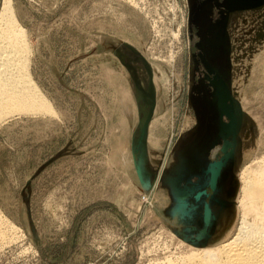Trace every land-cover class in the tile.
I'll list each match as a JSON object with an SVG mask.
<instances>
[{
  "label": "rangeland",
  "instance_id": "rangeland-1",
  "mask_svg": "<svg viewBox=\"0 0 264 264\" xmlns=\"http://www.w3.org/2000/svg\"><path fill=\"white\" fill-rule=\"evenodd\" d=\"M13 2L33 77L54 109L9 118L51 120L20 128L18 150L0 147V171L21 163L0 173L8 220L0 264H152L231 239L242 172L264 156V4ZM141 55L156 90L146 189L133 152L149 107L135 81L149 90ZM220 123L231 128L219 131Z\"/></svg>",
  "mask_w": 264,
  "mask_h": 264
},
{
  "label": "bare ground",
  "instance_id": "bare-ground-1",
  "mask_svg": "<svg viewBox=\"0 0 264 264\" xmlns=\"http://www.w3.org/2000/svg\"><path fill=\"white\" fill-rule=\"evenodd\" d=\"M31 56L28 34L17 17L14 2L3 0L0 13V125L15 115L54 109L33 77ZM241 181L242 217L231 239L218 246L198 248L152 264H264V156L245 168ZM7 226L8 220L0 210V240Z\"/></svg>",
  "mask_w": 264,
  "mask_h": 264
},
{
  "label": "water",
  "instance_id": "water-1",
  "mask_svg": "<svg viewBox=\"0 0 264 264\" xmlns=\"http://www.w3.org/2000/svg\"><path fill=\"white\" fill-rule=\"evenodd\" d=\"M234 4H236V7H256V6H261L264 4V0H231ZM237 7V8H238ZM135 53L139 52L135 48H131ZM140 59L146 64L147 69L149 70L150 73V80H149V90H145L143 86L141 85V81L138 77H136V86L139 90V98L142 99L146 105H148V109H146L142 116L140 117V123H139V133L138 136H136L133 140V152L136 155L135 158V166L137 170L138 177L140 179V182L143 185V188H150L151 187V172L147 168V159H148V153H147V139H148V131H149V124L150 121L153 117V112L156 104V90H155V85L153 82V71L151 70V66L147 62V60L141 55ZM125 63V62H124ZM127 67L129 68V65L126 64ZM130 69V68H129ZM131 71V70H130ZM132 73V71H131ZM149 91V92H148ZM221 94V91H220ZM227 94V93H224ZM222 96V95H221ZM229 98V95H226L225 99L222 98V101L220 103L221 108H228L225 107V102ZM224 105V107H223ZM225 111V109H224ZM227 115L232 117V112L226 110L225 112ZM224 113V114H225ZM222 116V114H220ZM233 119V118H232ZM225 126L222 128L223 132L229 130L231 128L230 124L223 123ZM234 126V125H232ZM226 134V133H225ZM225 138V136H223ZM226 140V139H225ZM214 166L221 167L222 163L216 162L213 164ZM219 171L218 170H213L212 171V179L214 182L217 181V178L219 176Z\"/></svg>",
  "mask_w": 264,
  "mask_h": 264
},
{
  "label": "crops",
  "instance_id": "crops-1",
  "mask_svg": "<svg viewBox=\"0 0 264 264\" xmlns=\"http://www.w3.org/2000/svg\"><path fill=\"white\" fill-rule=\"evenodd\" d=\"M60 114H61V112H60ZM26 116H29V115H26ZM26 116H24V117L23 116L13 117V118L9 119L7 122H5L4 124H2L5 127L1 128V131H0V147H6L7 146L8 150H10V149H12L14 151L18 150L19 147L16 145L19 142H22L24 140L23 139L24 133L19 132L20 128H22V127L26 128V126L31 125V123L42 124L43 122H48L49 120H51L49 117H40V116L26 117ZM57 119H61V117H59ZM42 120H45V121H42ZM3 143H6L7 145L5 146V145H3ZM8 143L11 145H8ZM60 150H62V149H60ZM1 157H5V155H3ZM5 163H7V167L10 166V170L4 171V172L0 171V173L14 174L15 173L14 166L15 165H21L20 162L15 163L13 161L5 162Z\"/></svg>",
  "mask_w": 264,
  "mask_h": 264
},
{
  "label": "flooded vegetation",
  "instance_id": "flooded-vegetation-1",
  "mask_svg": "<svg viewBox=\"0 0 264 264\" xmlns=\"http://www.w3.org/2000/svg\"><path fill=\"white\" fill-rule=\"evenodd\" d=\"M209 6V5H208ZM208 54H209V51H207L206 55H207V58H208ZM202 56V61L204 63L205 66H207L209 69H210V72L207 70L205 73H206V76L207 78L210 80V84L213 86L215 84V82L213 81L214 78L210 77L209 76V73H213L215 70L213 69V67L211 66V63H209V58L208 60L205 58L206 56L203 54H201ZM223 87V86H222ZM221 91V90H220ZM226 93H227V90H226ZM225 95V94H224ZM220 115V114H219ZM224 119V117H223ZM222 121V120H221ZM222 126H221V123H220V126H219V131L221 130Z\"/></svg>",
  "mask_w": 264,
  "mask_h": 264
}]
</instances>
